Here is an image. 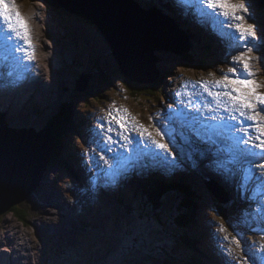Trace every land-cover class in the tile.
<instances>
[{
    "label": "rangeland",
    "instance_id": "rangeland-1",
    "mask_svg": "<svg viewBox=\"0 0 264 264\" xmlns=\"http://www.w3.org/2000/svg\"><path fill=\"white\" fill-rule=\"evenodd\" d=\"M15 2L20 8H23V6L27 8V6H30L31 8H28L29 10L41 5L40 9H36V14L34 15L32 22L35 24L36 28L34 31L36 34H34L35 37L39 35L36 39L37 44L41 47V53H39L40 57H36L37 80L41 81L44 85L39 92V95H41L37 96V101L35 96H33L32 100H27L28 97H26L22 104L18 102L19 106H17V111L21 110L20 115L18 116L15 113L16 108H14L13 111L10 110L9 113L7 112V109L13 104L12 101L9 105L7 102L1 103L0 120L2 119L3 122L5 121L4 125L6 124L5 126L7 127V130H10L9 128H24L31 129L36 133L49 128L47 124L50 122V124L54 126L61 123L65 125L61 135L70 139L67 144H65L64 138L60 140L59 137H57L61 143L55 148L56 159L51 163L54 165V168H52L50 164L45 172L47 178L41 181L39 187L35 188L34 192L31 193L27 200L14 207L16 210L12 211V208L10 211L0 215V239H2L0 241V263L3 261L4 256H8V261H12L11 264H13V260L11 259L13 256L19 259L17 263L22 262L24 264H167V262L168 264H188V261L192 262V255H188L189 252L183 249V244L180 241L184 232L179 229L173 230L169 225H175L174 222H177V217L173 219V215L175 211H177V208L174 207L179 205L180 200H188L189 196L193 198V195L200 193V190L197 191L193 188L190 189L189 186L184 185L183 181L180 186L173 185L177 188V192H182V194L177 195V193L175 194L170 191L171 193H169L164 199L162 215H160L158 219L157 217L152 218L150 214L148 215L149 208L147 207L148 210L142 209V204L139 201H136V199L139 200L141 196L142 201L145 203V191L149 192L151 190L150 186L146 187L143 192L139 194H137V186L134 187L135 191H129L130 195L128 196L122 193L121 195L127 197L129 202H123L125 206L121 207L120 205L122 204L119 203L117 199H115L117 201L115 202L113 198L107 197L101 190L91 193V186H89L88 191L82 192V189H85L84 184L77 185L78 179L75 174L71 175L67 170L65 161L68 158L71 159L73 155H75L77 159H81L84 171L82 173V180L79 178V181L89 185L93 184V175L87 173L86 169L91 172H94V170L86 165L85 161L87 158L85 157L84 152H82L91 144L90 142L87 143L83 141L84 134L82 137V132L86 134V132L90 130L88 123L82 119L87 117L85 111L88 107L83 102L85 99H88L90 106L97 105L102 107L106 105V103H109L111 97H114L115 94L124 96L123 99L127 102L128 108L132 110L130 111L133 112L134 110L139 113L141 117H135L138 119L139 123L146 127L147 121L144 122L143 115L148 112L149 107H168V105H162L161 100L159 99V103H156L155 101L162 94L165 95L162 91L161 80L165 79V81L168 82L170 78H172V76L170 78L162 77L164 70L173 68L169 62L173 63V66L176 68L175 72H179L180 74L186 73L189 74V76L198 77H209L208 73L213 72L218 78L223 73H226L228 68H218L214 66L215 64L212 66L189 64L180 60V56L173 54L168 50H157L153 53V56L157 59L155 70L149 71L147 69V74L148 77H150V80L153 81L155 79L154 84H159L160 86L157 85L156 89H152L149 92L140 91L134 93L129 88L125 87L124 89L118 87V75H116V70L120 68H118L119 63L115 59L109 43L95 25L66 10L63 11L66 12L68 16L58 13V10L54 6L48 4L46 0H15ZM232 2H235V0H232ZM249 4L251 3L247 0V6L250 8ZM252 7L254 10L257 9L253 5ZM151 10H157L161 13V10L156 8L149 9V7L146 12ZM57 13L60 15H56ZM250 13H252L251 10ZM256 16L251 14L249 17V21L255 25V22H260L258 20L259 17ZM47 21H57V24H49L46 30L45 24ZM60 22L74 25V33L73 31V34L69 32L73 37H79L82 39V36L80 35L82 30L91 35L97 33L102 39V46L97 50H94L93 55H89L87 49L88 43L84 44L82 43V40L75 45L73 40H71L69 45H63V41H67L66 38L68 37L66 36L65 30L67 33L69 30L61 26ZM259 27L262 29H259ZM259 27L257 25L258 42L255 43L251 41V45H253L254 50L263 51L264 48L262 49L263 46H260V39L264 40V24ZM97 34L96 36H98ZM33 38L34 36L31 37V41L32 43H35ZM186 39L191 43L189 37L186 36ZM189 43L186 45L188 46V49L190 45ZM47 47L50 50L51 56L48 53ZM102 51L107 54L108 61L106 63L103 58L105 53ZM82 53L85 54L81 60ZM159 54L163 56L162 59H158ZM250 55L252 57L260 58L259 62L257 59L252 60L254 67L258 68V70H255V72H258V74H256L257 77L259 75H264V54ZM49 57H51L52 60H50ZM91 58L96 61V64H98L97 66L90 68L83 65V59L88 60ZM132 63L131 66L135 65L134 62ZM141 63L142 62H138L136 64ZM41 65L45 67L44 70H41ZM160 65L164 66L163 70H161ZM82 67L84 69H82ZM129 68L131 67L129 66ZM259 69L261 72H259ZM45 70L47 73H45ZM89 76L91 77L90 79L88 78ZM107 77L111 78L112 84L106 82L108 80ZM81 80L87 83V88H80L81 85L78 84V82ZM155 81H158V83H155ZM18 86H20L22 90L26 89V85L19 84ZM95 89L97 91H95ZM100 91L101 93H98ZM261 91H264V88H261ZM101 94H104L105 98L109 97V100L104 101V99H102L100 101ZM89 95H91V97L95 95L99 97L97 104L94 99L89 100ZM70 102L72 103L70 106L73 109L72 116L68 114V111H70L68 109V104ZM115 102L117 101L115 100ZM20 105L26 107L22 106L21 108ZM127 105L123 103L119 108H126ZM96 110L99 112L98 114L103 113L99 109ZM131 112L129 113L130 118L133 117L134 114ZM93 115H95V113ZM92 119L94 120V117ZM77 124L79 125L78 130L76 128ZM74 127L76 128V132L73 130ZM68 128L70 129L69 131ZM78 135L81 139L78 138ZM82 143L85 144L82 145ZM61 145L64 146V151L66 152L67 150L66 153H68V157L63 159V161L58 155V148ZM77 146H79L81 150L79 153H76L75 150ZM18 150L21 149L17 148L15 152ZM89 150L91 151V149ZM97 154L99 153H96L95 157H97ZM91 163V161L88 162V164ZM251 167L257 174L260 172L259 168L256 167V164ZM53 171H56L57 173L55 176ZM150 171L152 172L153 170ZM252 180L254 183L250 186V189L254 191V187L256 188L257 186V181L255 178ZM45 181L46 183H44ZM47 181L54 190L56 189L54 187L55 185L60 187L59 190L63 193L62 196L65 202L63 207L59 209L58 207H54L58 206L59 203H56L54 206L50 205V203H53L54 194L50 192V187L47 186ZM133 185L134 184H132V186ZM168 189L172 190L171 186H169ZM42 194L47 199L42 196ZM86 194H88L89 197H87ZM201 196L204 197L203 194H201ZM191 197L189 199L190 201L192 199ZM204 201L206 205H202L198 211L201 216L203 215L206 217L205 214H209L210 206L207 205L205 198ZM133 202L137 203V205H134L132 210H128L127 205ZM4 207L5 205L0 203V210L4 209ZM77 208L79 209L78 216L84 217H82L81 223L75 221L76 218L74 217V213ZM16 211L22 213L24 221H21L19 216L15 214L17 213ZM205 211L206 213H204ZM188 212L189 210L185 211V213ZM198 214L195 212L194 217L197 218ZM211 217L215 218L212 214ZM93 218L95 221L90 222L89 220ZM196 218L194 219L196 226L194 229L192 228L189 230L188 238L191 247L199 253V258L201 259V262L203 261L201 264H205L204 261L206 260H202V255L207 257L208 253H211L209 248L204 244V240H206L205 232L203 233V229ZM159 219H161V222H158ZM233 219L236 225L235 227L231 226L230 228L234 229V235L229 230V225L232 224H230L227 218L223 215L221 218V221L223 222L222 224L225 225L224 237H227V242L228 239L234 242V236L246 241H253V238L260 236V234H258L260 233V230L256 228L253 229L252 235L245 234L244 237L241 236L243 231H245L244 226L239 225L235 217H233ZM255 219L252 218V220ZM54 225L61 228V232H66V237L64 239H55L51 235L43 233L48 228H50L52 232ZM13 228H15L16 231ZM56 235L60 234L57 233ZM174 235H176L177 239ZM13 245L17 248L16 254L14 252L12 253L11 249L13 248ZM232 247L238 257H243L241 248L244 247V250L246 251V247L243 246V244L238 247L234 242V246ZM20 256L23 260L22 258H19ZM28 256L31 257V260L27 259ZM194 260L196 261V259ZM240 263L244 264V261L241 260Z\"/></svg>",
    "mask_w": 264,
    "mask_h": 264
},
{
    "label": "snow or ice",
    "instance_id": "snow-or-ice-1",
    "mask_svg": "<svg viewBox=\"0 0 264 264\" xmlns=\"http://www.w3.org/2000/svg\"><path fill=\"white\" fill-rule=\"evenodd\" d=\"M175 3L178 6L202 5L195 11L197 21L209 23L216 30L227 24L238 34V46L242 50L232 56L227 72L218 78L215 73L209 72L211 79H204L198 85L183 83L181 87H190L192 91H176L173 94L175 100L159 113L160 120L150 116L151 131L136 117L130 118L126 108L111 105L106 118L99 120L91 130L92 144L84 153L86 165L97 170L92 178L93 185L99 179L101 169L96 153L100 154L99 160L108 166L103 177L105 184H116L129 174L131 168L143 165L146 158L156 166L164 165L174 170L181 167L180 157L193 165L195 157H212L209 167L217 174H226L231 172L230 166L239 165L245 158L260 157V162L256 164L260 169L258 174L251 166L241 169V194L247 192L249 181L255 178L257 186L252 193L255 200L256 193L264 191V91H261L264 84L259 83L251 71V61L257 59L259 62L260 58L250 55L254 48L248 41H257L258 35L257 26L249 21L251 13L247 0H175ZM220 17L224 20L219 21ZM0 21L25 45L30 44L27 22L15 6V0H0ZM220 35L228 34L220 32ZM5 39L11 41L12 37ZM237 65L242 66V71ZM197 88L201 91H196ZM133 130L139 134V139L131 135ZM222 141L227 142L229 147L222 149ZM222 152L226 153L227 159H219ZM89 161L92 163L88 164ZM261 219L264 220V216ZM220 230H225L224 224L220 225ZM258 234L264 236V228ZM234 242L238 247L244 243L235 236ZM241 251L244 264H253L249 253L243 248ZM259 252L261 255L258 258L264 262V245L260 246Z\"/></svg>",
    "mask_w": 264,
    "mask_h": 264
},
{
    "label": "water",
    "instance_id": "water-1",
    "mask_svg": "<svg viewBox=\"0 0 264 264\" xmlns=\"http://www.w3.org/2000/svg\"><path fill=\"white\" fill-rule=\"evenodd\" d=\"M48 1L95 25L109 43L123 77H127L133 83L145 85L154 81L150 80L147 74L148 70L154 71L156 67L157 59L153 56L154 51L168 50L182 57L188 50L186 45L189 42L186 35L179 33L180 31L169 18L157 10L142 11L132 0ZM251 2H256L260 6L256 10L264 14V0H251ZM154 20L157 29L144 38L139 34V31H142L140 27ZM156 36L160 37L157 42H147ZM169 38L182 40L185 46L182 47L180 43L171 42V40L168 43ZM131 46L134 48H131L130 52H138L137 60L142 62L137 68L134 65L131 66L132 59L128 57L130 53L127 50ZM136 48L139 50L137 51ZM141 67L147 72H143ZM78 84L81 85L80 88H87L85 81L81 80ZM115 100H118L117 97H114L110 103H115ZM5 125H0V203L5 205L4 209L0 210V215L29 198L41 181L47 178L45 172L55 155V140L49 128L36 133L31 129L9 128L11 131H8ZM9 139L14 140L16 149H21L16 152L19 155L18 158H12L4 151V149H10V146L5 143ZM39 163L42 164L41 168L37 165ZM9 164H12L15 170ZM27 184H30V187L26 188ZM2 198L8 201L5 203Z\"/></svg>",
    "mask_w": 264,
    "mask_h": 264
},
{
    "label": "bare ground",
    "instance_id": "bare-ground-1",
    "mask_svg": "<svg viewBox=\"0 0 264 264\" xmlns=\"http://www.w3.org/2000/svg\"><path fill=\"white\" fill-rule=\"evenodd\" d=\"M260 1V0H259ZM250 5V10L252 11V13L251 14H253L254 16H256V14H257V16L256 17H259L258 18V20L260 21L259 23L258 22H255L256 23V26L258 25V27L259 26H262L263 24H264V14H262V13H260V12H258L257 10H254L253 9V7H252V5L251 4H249ZM257 3L255 2V3H253V6L255 7V8H260V6L258 5V7H257ZM15 6L17 7V9L20 11V13H21V15H22V18L23 19H25V21L27 22V26H28V30H31L32 31V33L33 34H30V36L32 37V36H34V40H35V43H32V41H31V37H30V44L29 45H25L24 44V42H23V40H21V39H19V38H16L15 37V34L14 33H12V32H9L8 31V29H7V25L5 24V23H3L2 21H0V55H2V56H4L5 58H4V65H3V63L2 62H0V76H3L2 77V79H0V94H2V95H7V93L9 92V90H10V100L13 102V104H11L10 105V107H9V109H7V112L9 113L10 112V110H12L13 111V109L14 108H16V111H15V113L17 114V116L18 115H20V112H21V110H18L17 111V106H19L18 105V102L20 103V104H22L23 102H24V98H26V97H28V99L27 100H32V97L33 96H35V99H36V101H37V96L39 95V92H36V93H34V91H33V88H34V86L36 85V83H37V79H38V74L36 73V78H34V73H32V71H31V73L29 74V73H27V72H22L21 71V73H22V75H23V77H25V79L28 81H24L22 84L23 85H26V89L25 90H22L21 89V87L20 86H18L17 88L20 90H18V89H13V88H11L10 89V86L9 85H7V83H6V80L5 79H9V80H11L13 83H18L19 82V79H18V76H21V73H18V76L15 74L17 71H20V70H18L17 69V64H21L23 67H27V66H29V64L31 63V61L29 60V58L27 57V55L25 54V49H33V51L35 52V54H36V57L37 56H39L40 57V54L39 53H41V47L37 44V37L39 36V35H37V37H35V33H34V31L36 30V28H35V24H33V22H32V20H33V18H34V15L36 14V9L37 8H41V5L40 6H36V7H33V9L32 10H29L28 8H31L30 6H27V8L26 7H24L23 6V8H20L17 4H16V2H15ZM32 6H34V5H32ZM161 6H162V8H163V4H161ZM200 7H202V5H199ZM262 6V5H261ZM180 7H181V5H180ZM263 8V7H262ZM63 10V9H62ZM194 12H195V10H193ZM32 13V14H31ZM31 14V15H30ZM179 15H180V13H173V11H172V8H168V10H166V12H165V14H164V16L165 17H167V18H169L173 23H174V25L176 26V28H177V30H181L180 29V27L181 26H183V25H186L187 23L185 22V21H183V20H179L178 22H177V20L176 19H174L175 17H179ZM57 21H53V22H48L47 21V23L45 24V27H46V30H47V28H48V25L49 24H54V23H56ZM155 20L154 21H151V23H149V24H147V25H145V26H142V27H140L141 29L140 30H142L141 32L139 31V34L140 35H142V36H144V38H146L147 36H149V34L150 33H152V32H154L156 29H157V27L155 26ZM57 24V23H56ZM60 25L61 26H63L65 29H68L69 31H68V33H67V31L65 30V32H66V36H68L67 38H66V40L67 41H63V45H69L70 44V42H71V40H73V42H74V45L77 43V42H79V41H81V40H84V38H79V37H73V35H70L69 34V32L71 33V34H73L74 33V29H73V26L74 25H72V24H67V23H63V22H60ZM155 27V28H154ZM154 28V29H153ZM223 32H226V27L224 26L223 28ZM259 29H262L261 27H259ZM72 31H73V33H72ZM194 32H197V33H203V32H205L208 36H210L209 34L211 33H209V30L205 27V26H203V25H200V26H198L196 29H195V31ZM263 32H264V29H263ZM96 33V32H95ZM137 33H138V31H137ZM179 33H183V34H186L187 35V37H189V39L190 40H192V36H190L189 34V32H185V30L183 31V30H181ZM35 34V35H34ZM97 34V33H96ZM96 34H93V35H91L90 33H86L85 31H83L82 30V32H80V35L81 36H83V37H85L86 38V41H87V43H88V54L89 55H91L92 53H93V51L94 50H97L99 47H101L102 46V39L100 38V36L98 37V36H96ZM8 36H11L12 37V40L11 41H8V40H6L5 38L6 37H8ZM196 37V39L197 40H199V37H201L200 35H196L195 36ZM160 37L159 36H156V37H153L152 39H150V40H147V42H150V43H153V42H157V40L159 39ZM202 38V37H201ZM200 38V39H201ZM145 40V39H144ZM170 40H171V42H174V41H176V42H178V43H180L181 44V46L183 47V46H185V43H184V41H180V40H174V39H172V38H169V40H168V43H170ZM207 40H208V38H207ZM253 42H258V40L257 41H253ZM46 44V43H45ZM209 45L213 48L214 47V44H213V42L211 43V41L209 42ZM260 46H263L262 47V49L264 48V40H262V39H260ZM131 48H134L133 46H131L127 51H129L128 53H130L129 55H128V57H130L131 59H132V62H134L135 63V65H134V67L135 68H137V67H139V65L140 64H136V63H138V62H140L139 61V59L137 60V58H138V55H139V53L137 52L136 53V51H134V52H130L131 51ZM47 49H48V53H49V55L51 54L50 53V50H49V48L47 47ZM136 50H137V48H136ZM139 50V49H138ZM137 50V51H138ZM51 56V55H50ZM42 58V57H41ZM50 58V60H52V58L51 57H49ZM83 58V57H82ZM37 59V58H36ZM43 59V58H42ZM136 59V60H135ZM82 60V59H81ZM47 61V60H46ZM52 62V61H51ZM133 64V63H132ZM142 64V63H141ZM30 68V67H29ZM29 68L27 69V71H30L29 70ZM143 67H141V70L143 71V72H147L145 69H142ZM45 69V67L43 66V65H41V70H44ZM258 69V68H257ZM166 72H168V71H166ZM259 72H261V70L259 69ZM45 73H47L46 72V70H45ZM48 75V74H47ZM259 83H261V84H264V75H259L258 77H257V79H256ZM121 83V82H120ZM122 85V84H121ZM126 88H127V86H126ZM95 91H96V89H95ZM46 93V92H45ZM8 95H9V93H8ZM41 95V94H40ZM39 95V96H40ZM17 97H19L18 99H17ZM31 97V98H30ZM91 99H94L95 101H96V104H97V99H96V97L95 96H92L91 97V95H89V100H91ZM27 100H25V101H27ZM86 105H87V109H86V111H85V115L89 118V120H90V122L93 124V125H96V123L99 121V120H101V119H104L103 118V115H100V114H98L99 112L96 110V109H99V106H97V105H93V106H90L89 105V103H88V99L86 100H84L83 101ZM5 104H7V103H5ZM9 105V104H8ZM21 106V108H22V106H24V105H20ZM24 107H26V106H24ZM94 110V111H93ZM11 111V112H12ZM22 111H23V109H22ZM91 111H93V112H91ZM95 113V115H93ZM135 114H137L136 112H134ZM133 114V113H132ZM135 114H133V116L135 117V116H137V115H135ZM22 115V114H21ZM94 117V120L92 119ZM102 117V118H101ZM139 118V117H138ZM144 119V118H143ZM144 122H146V120L144 119ZM143 123V122H142ZM70 127H71V125H70ZM76 128H77V130H78V128H79V125L77 124L76 125ZM76 128L74 127V129L73 130H75V132H76ZM12 129V128H11ZM11 129L10 130H8V131H11ZM70 129L68 128V131H69ZM71 136V135H70ZM70 139V138H69ZM69 139L67 138V137H65L64 136V140H65V144H67V142L69 141ZM6 144H8L9 146H10V149L9 148H7V149H4V151L6 152V153H8L9 155H11L12 156V158H18V154L16 153V152H14L15 150H16V146H15V143H14V140H7L6 142H5ZM13 143V144H12ZM66 146H68V145H66ZM63 145H62V150H61V154H60V159L63 161V159H66L67 157H68V153H66L67 152V150H66V152L64 151V149H63ZM227 147H229V144L227 143ZM5 148H6V146H5ZM15 148V149H14ZM14 149V150H13ZM75 150H76V153H79V152H81V150H80V147L79 146H77L76 148H75ZM3 151V152H4ZM4 152V153H5ZM13 152H14V154H13ZM83 152V151H82ZM16 154V155H15ZM225 155H226V153H225ZM227 156V155H226ZM23 159V158H22ZM69 159V158H68ZM67 159V160H68ZM7 162V161H6ZM257 162H260V159H258L257 157H248V158H245L244 160H242V165H243V167H240V164L239 165H232V167H235V166H238V168L239 169H243V168H247L248 166H252V165H254V164H257ZM147 163V159H145L144 161H143V165H145ZM12 166L13 167V165L12 164H9V166ZM37 165H39V168H41V163H39V164H37ZM141 165V164H140ZM78 167L79 168H81V165H80V163H79V165H78ZM14 168V167H13ZM165 168H166V166H165ZM14 170H15V168H14ZM73 170L75 171V169H74V166H73ZM41 171V170H40ZM87 171V173H89L90 174V172L88 171V170H86ZM197 173H195L194 174V180L192 181V183H191V187L194 189V190H197V191H199L200 190V193H198V194H196V195H193V198L191 199V202H192V205H194V207L196 208V211H197V213H199V208H201V206L202 205H206L205 204V201H204V197H202L201 196V194H202V188H206V189H209L210 190V186H209V184H208V182H207V177H210V175L205 171V169H204V167L202 166V165H197ZM259 171H260V169H259ZM54 172V176H55V174H57L56 173V171H53ZM76 173L77 174H81V173H79L78 171H76ZM259 173V172H258ZM136 175L138 176V173H136ZM83 176V175H82ZM61 181H63L62 179H60ZM29 183V182H28ZM44 183H46V181L44 182ZM47 183H48V181H47ZM254 183V181L253 180H250V185L248 184L247 185V192H246V195H247V197H252V193L254 192V191H252L251 189H250V186L252 185ZM82 184H84V186H85V188L86 187H88V184L87 183H83V182H81V181H79V180H77V185H82ZM203 184H204V187H203ZM47 186H49L50 187V192H52L53 194H54V200L52 201L53 203H50V205L52 206H54L56 203H59V205L58 206H54L55 208H57L58 207V209L59 208H61V207H63L64 205H65V202H64V198H63V193L60 191V190H57L56 191V189L54 190V189H52V186L50 185V183H48L47 184ZM156 187H158L159 188V186H157V185H155ZM28 187H30V184H27V187L26 188H28ZM55 187V186H54ZM197 187V188H196ZM40 188H41V186H40ZM56 188V187H55ZM239 189H240V187H238ZM195 192V191H194ZM232 192V191H231ZM213 193H216V191L214 190L213 191ZM218 194V196H225V195H222L221 193H217ZM241 196H242V198H243V195L241 194V191H240V193H239ZM231 196V194L230 193H228L227 194V196ZM20 196V195H19ZM42 196H44L43 194H42ZM1 197V196H0ZM45 197V196H44ZM46 198V197H45ZM60 198V199H59ZM197 200H195V199ZM256 198L257 199H259L260 201H262V202H264V191H260V192H257L256 193ZM47 199V198H46ZM2 200L3 201H5V203L8 201L7 199H5V198H2ZM0 201H1V198H0ZM48 201V200H47ZM205 207V206H204ZM203 208V207H202ZM204 213H206V211L204 212ZM200 214V213H199ZM212 215H214L215 216V218H212L211 217V214H208V215H206V217L203 219V223H202V225H204V227H205V229H206V225H207V221L208 220H210V222L213 224V225H215V226H217V227H220V225H221V222H220V220H221V216H220V213L219 212H217V213H212ZM75 217V216H74ZM96 217V216H95ZM76 218V217H75ZM252 218L253 217H250V216H245V220H248V221H250V222H252V223H254V224H256V225H261L262 226V228H264V220H262L260 217H255L256 219L255 220H252ZM75 221H77V222H80L81 223V221H82V217H78V218H76L75 219ZM90 222H93V221H95V219L93 218V219H91V220H89ZM61 223V222H60ZM244 224H246V222L244 221L243 222ZM193 225V229H194V227H195V224L193 223L192 224ZM231 226H234L235 227V225H229V230L233 233V235H234V229L233 228H230ZM17 228V227H16ZM15 231H16V229L15 228H13ZM61 228H59L58 226H56V225H54V227H53V229H52V232H51V229L50 228H48L45 232H43V233H47V234H49V235H51L52 237H54L55 239H64L66 236V232H61L62 230H60ZM67 230V229H66ZM65 230V231H66ZM18 233V232H17ZM60 234V235H56V234ZM19 234V233H18ZM245 234H247L245 231H243V233L241 234V236H243L244 237V235ZM3 235H4V233H3ZM20 235V234H19ZM2 238V237H1ZM22 238V237H21ZM10 239V238H9ZM254 240H253V244H249L248 245V247H246V251H249V256L251 257V259H252V262H253V264H263L262 262H260L259 260H258V256L259 255H261V253L259 252V249H260V246L261 245H263V242H260L259 240H257V239H255V238H253ZM2 239H0V241H1ZM20 240V239H19ZM213 240H214V237H212L211 238V244L209 243H207L208 244V246L210 247L209 249H210V252H211V250L212 251H214L216 254L215 255H212V256H215L216 258H217V261H216V263H214V261H215V259L214 258H211V260H209L206 256H204V255H202V260H206V261H204V263L205 264H209V263H213V264H229V261H231V264H241L240 263V261L241 260H243V257H238L236 254H235V252H234V250H233V247L232 246H234V242H232V241H230V239H228V242H227V240L224 238V240L222 241V243L220 244V245H218V246H215V245H212V243H213ZM243 241H246V240H243ZM250 242V241H249ZM21 244V243H20ZM253 246H256V247H258L259 249H258V251H255L254 250V248L255 247H253ZM243 249H244V247H242ZM12 250V253L14 252L15 254H16V251H17V248H16V246H14L13 245V248L11 249ZM11 256V255H10ZM26 257V256H25ZM20 259L22 258L21 256L19 257ZM10 259V258H9ZM11 259L13 260V264H16L17 262H18V258H16V257H14L13 256V258L11 257ZM27 259L28 260H31V257H27ZM22 260H23V258H22ZM199 262L200 263H202L201 262V259H199ZM12 263V261L11 260H9L8 261V256H4V258H3V261L0 263V264H11ZM17 264H24V263H22V262H20V263H17ZM196 264V263H195Z\"/></svg>",
    "mask_w": 264,
    "mask_h": 264
},
{
    "label": "trees",
    "instance_id": "trees-1",
    "mask_svg": "<svg viewBox=\"0 0 264 264\" xmlns=\"http://www.w3.org/2000/svg\"><path fill=\"white\" fill-rule=\"evenodd\" d=\"M46 2L48 4H50L51 6H54L56 9H59L61 10L60 8H58L55 4H53L52 2L46 0ZM68 30V29H67ZM180 60L186 62V63H189V64H192L194 63L193 62V57L190 53H186V55L180 57ZM118 77H121L122 78V83L123 85L127 88H129L131 91H133L134 93L135 92H146V91H151L152 89H156L157 85L160 86L159 84H154V83H151V84H142V85H139V84H136V83H133L131 82L130 79H128L127 77H123V75L121 74V72L118 71ZM107 83H111V78H108L107 77ZM155 80V79H154ZM154 82V81H153ZM163 82V80H161V83ZM155 83H158V81H155ZM112 84V83H111ZM102 95V94H101ZM97 99H98V96H97ZM71 103V102H70ZM71 104H68V109L70 111H68V114L70 116H72V111L73 109L71 108ZM5 121L3 122V120L1 119L0 120V125H4ZM51 123V122H50ZM48 123L47 125L49 126V128L51 129L54 137H55V141H56V144H55V148L58 147V144L61 143L57 137H59L60 140H62L64 137L61 135V132L62 130L65 128V125L63 124H57L56 126L52 125ZM66 135V134H65ZM62 137V138H60ZM62 148V145L59 146L58 148V155H59V158H60V154H61V149ZM56 159V154L54 155L53 157V161H55ZM52 166H54L52 164ZM49 168V167H48ZM150 188L151 190L148 192L145 191V197H146V201L144 203V201H142V197L140 196L139 198V202L142 204L141 205V208L144 209V210H148L149 208V212H148V215L150 214L151 217L153 218H156L157 219L159 218L160 215H162L163 213V206H164V199L166 196H168L169 193H177V195H180L182 194V192H177V188H173V191L168 189V188H158L155 186V184L152 182L150 183ZM171 191V192H170ZM176 191V192H175ZM187 192V191H186ZM191 196H189V199H190ZM192 198V197H191ZM183 200L181 201L180 200V203L178 206L174 207V208H177V211H175L174 215H173V219H175L177 217V222L175 221L174 224L175 225H169L170 228L172 227L173 230H182L184 232V235L181 237L180 241L182 242L183 244V249L186 250L187 252H189L188 255H192L193 259L191 260L192 262H189L188 260V264H201L199 262V255H197V252L191 247V243L189 242V238H188V235H189V230L193 228V223L195 224V212H196V208L194 207V205H192V202L190 200ZM129 202V201H128ZM191 203V204H190ZM218 203V201H217ZM219 204V203H218ZM134 205H137V203L133 202V203H129L127 206V209L128 210H132V208H134ZM125 206V205H124ZM148 207V208H147ZM216 207L218 208V212L220 213L221 217L222 215L227 218V215L226 212L227 210L221 206V205H216ZM16 210V208H13L12 211ZM186 210H189L188 213H185ZM17 212V211H16ZM16 215L19 216V218L21 219V221H24V216L22 215V213H15ZM167 219V218H166ZM161 222V219L158 220V222ZM174 221V220H173ZM196 226V225H195ZM174 237H176V235H174ZM177 239V237H176ZM190 248V249H189ZM189 250V251H188ZM151 259V258H150ZM196 259V261L194 260ZM165 261V260H164ZM166 264V263H165ZM168 264V262H167ZM187 264V263H186Z\"/></svg>",
    "mask_w": 264,
    "mask_h": 264
}]
</instances>
